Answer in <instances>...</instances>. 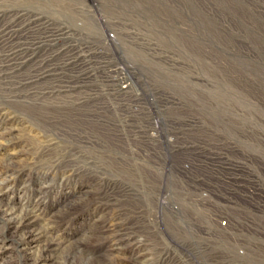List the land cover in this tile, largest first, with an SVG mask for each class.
I'll use <instances>...</instances> for the list:
<instances>
[{"label":"rangeland","instance_id":"obj_1","mask_svg":"<svg viewBox=\"0 0 264 264\" xmlns=\"http://www.w3.org/2000/svg\"><path fill=\"white\" fill-rule=\"evenodd\" d=\"M92 3L102 29L118 22L149 46L120 54L135 74L126 93L93 100L110 108L65 107L67 79L43 78L49 58L29 19L97 44ZM67 34L53 43L54 71L86 57ZM7 207L33 225L5 230ZM160 207H264V0H0V264H29L41 243L28 232L44 227L61 242L54 263L122 264L137 250L179 264L162 262L176 249L164 239L181 236L161 229L173 220ZM118 227L147 242L115 251Z\"/></svg>","mask_w":264,"mask_h":264},{"label":"bare ground","instance_id":"obj_2","mask_svg":"<svg viewBox=\"0 0 264 264\" xmlns=\"http://www.w3.org/2000/svg\"><path fill=\"white\" fill-rule=\"evenodd\" d=\"M92 107L93 105L88 106V108ZM88 108L84 109L87 110ZM79 111L83 110L79 109L78 112ZM150 136H152V145L157 146L158 140H155L156 136H153V134ZM168 150V154L183 151L182 148L177 146H170ZM167 158L168 155L166 153V159ZM160 208L171 216L173 220L170 226L160 225V227H163L161 229H168L172 233L181 236L180 238H176L170 235L164 239L163 242L166 243L168 248L171 249L174 247L176 249L173 250L174 253H166V259H163L162 262L165 263L167 260L173 259V256L176 254L179 259V264H186L187 261L190 262L194 259L195 262L202 264H264V207ZM16 211V207H7V209L2 211V219L6 222L5 230L9 228L13 229L10 226L12 221L15 222V220L21 219V223L23 221L27 222V215H24V212L27 211H21V218H15L13 215ZM4 218L7 220H4ZM14 222L13 226H15V232L21 230L24 225L26 228L33 225L30 222L24 225L23 223L16 225ZM120 228L121 227H118V230L116 229L109 238V243H111L115 251H118V248L122 246L123 243L141 244L142 246L144 242H147V240L138 239L140 233L143 234L141 238H147L148 236H145L144 233L137 228ZM0 229L3 230L4 227H0ZM2 233L3 232L0 231V235ZM27 237H29L28 239H31V241H35V243H41L39 247L37 246L34 248V251L26 257L29 264H61L58 263V261L57 263L52 261L53 254L56 251L55 245L58 246L61 242L52 235L51 227L39 229L36 234L28 232ZM188 237H190L189 240ZM3 239H5V237H3ZM187 240L188 243H186ZM2 244H4V241H0V245ZM18 246L24 247L26 245H22V242H19ZM128 256L129 257L122 259V264H159V262L153 260L152 254L149 252L139 253L135 250ZM72 257L73 253H69L66 260L70 261Z\"/></svg>","mask_w":264,"mask_h":264},{"label":"built area","instance_id":"obj_3","mask_svg":"<svg viewBox=\"0 0 264 264\" xmlns=\"http://www.w3.org/2000/svg\"><path fill=\"white\" fill-rule=\"evenodd\" d=\"M87 1V0H84ZM96 2V1H94ZM95 12L92 15V19L95 22V29L102 34V39L97 44L86 43L83 46L81 42V37L74 35L73 33L67 34L64 27L58 26L52 20H42L36 18L29 19V33L33 37V33H37L36 38L31 41L34 44V51H40L45 57H48L47 66L43 69L41 73L44 74L43 78H48L49 80L56 77L58 74V79L64 82L67 79L66 84L59 90V97L65 102V107L74 106L75 108L82 107L83 105H88L97 108L104 109L110 108L103 106L102 104H97L93 100H99L101 98H108L110 95L123 94L129 89L132 76L135 74L131 67L126 61L120 57V54L129 49H140L145 50L149 46V41L147 37L140 31H133L130 29H125L118 22H108L110 28L102 29V25H105L102 14L99 12V5L97 3H92ZM140 32V33H139ZM68 35V42H70L69 47L72 49L81 45L82 47L73 51L76 54L77 50L86 51V57L84 55H77V57L71 58V68H67L65 71H54L58 65H55L54 51L52 52V47L54 42L61 40V36ZM64 39V40H65ZM88 41V40H86ZM65 42V41H63ZM78 44V45H77ZM38 46V47H35ZM47 49V50H45ZM50 50L52 57L47 56L46 53ZM84 49V50H83ZM45 50V51H44ZM54 55V56H53ZM53 58V59H52ZM84 61V68H80L81 61ZM64 60H60V62ZM69 63V61H68ZM63 66V63L61 64ZM59 67V66H58ZM40 73V74H41ZM89 83H96L98 87L89 85ZM92 107V108H93Z\"/></svg>","mask_w":264,"mask_h":264}]
</instances>
